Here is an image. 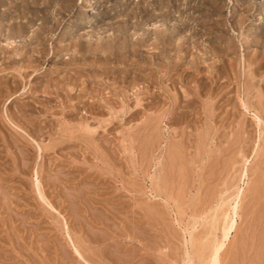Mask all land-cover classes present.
Wrapping results in <instances>:
<instances>
[{"label":"rangeland","instance_id":"374dc122","mask_svg":"<svg viewBox=\"0 0 264 264\" xmlns=\"http://www.w3.org/2000/svg\"><path fill=\"white\" fill-rule=\"evenodd\" d=\"M263 177L264 0H0V264H264Z\"/></svg>","mask_w":264,"mask_h":264},{"label":"bare ground","instance_id":"6f19581e","mask_svg":"<svg viewBox=\"0 0 264 264\" xmlns=\"http://www.w3.org/2000/svg\"><path fill=\"white\" fill-rule=\"evenodd\" d=\"M201 3L200 2H198V3H196L195 4V6H193V8L194 9H196V10H199V9H201V5H200ZM160 7H161V4H160ZM165 7H167V6H165ZM164 7V5H163V8L161 7V9H162V13H160L159 14V16H161L162 17V21L164 22V23H168V21H169V19H171L172 18V15H171V13H170V11H169V8H168V10H167V8H165ZM184 13V12H183ZM156 17H157V14L155 15ZM186 16H188V15H186ZM246 19V18H245ZM180 22H179V25H177L178 27L177 28H179V30H182L183 28H190L191 26H192V23H195V25H193L192 27L194 28V29H196L197 27L199 28V27H204V25H202V22L200 21L199 22V20L197 19V18H191V16H188V17H185V16H182V18H181V20H179ZM143 23V22H142ZM205 24V26H206V23H204ZM212 27V29L213 28H215V26H211ZM170 28V27H169ZM205 28V27H204ZM215 30H216V28H215ZM21 31V30H20ZM159 32V31H158ZM20 33V32H19ZM159 35V37L157 38L158 40H157V42H154L152 45H153V49L156 51L153 55H154V58H155V60H156V63L157 64H159L160 66L161 65H168V63L170 62V61H167V60H169V58L171 57V54H170V52H171V50H172V48H173V45H174V41L172 40V30H169L168 29V27H163V29L160 31V33H158ZM146 36H149V35H146ZM40 36H35V38L39 41V43H43V40L41 41V39L42 38H39ZM146 39V38H145ZM146 41V40H145ZM185 41H183L179 46H181L182 48L184 47V43ZM185 54H187V53H185ZM123 60V59H122ZM177 63V62H176ZM163 67V66H162ZM170 67V66H169ZM167 69V68H166ZM170 71V70H169ZM208 105V104H207ZM212 108V107H211ZM207 112V111H206ZM212 116V115H211ZM207 122V121H206ZM212 126V125H211ZM239 137V136H238ZM232 138H233V136H232ZM205 143V142H204ZM232 148V147H231ZM181 150V149H180ZM175 156V155H174ZM173 164V163H172ZM171 165V164H170ZM259 167V166H258ZM163 177V176H162ZM264 178V177H263ZM260 179V178H259ZM260 181V180H259ZM164 182V181H163ZM258 184V183H257ZM259 184H260V182H259ZM262 185V184H261ZM257 186L258 185H256V189H257ZM261 188V187H260ZM255 190V189H254ZM257 190H259L260 191V189H259V187H258V189ZM256 191V190H255ZM259 191H257V192H259ZM264 191V190H263ZM263 191H261V192H263ZM261 192H259L258 193V195L259 194H261ZM256 193V192H255ZM264 193V192H263ZM264 195V194H263ZM256 196V195H255ZM261 196H262V194H261ZM257 197V196H256ZM261 198V197H260ZM260 198H259V200H260ZM258 200V199H257ZM260 204V203H259ZM245 205V204H244ZM247 208V207H246ZM264 208V207H263ZM262 209V208H261ZM259 210V209H258ZM264 211V210H263ZM252 215V214H251ZM233 224V223H232ZM232 224H231V226H232ZM264 225V224H263ZM224 238V237H223ZM222 241V240H221ZM85 246V245H84ZM111 247V246H110ZM233 247V246H232ZM77 249H78V247H77ZM77 249H76V251H77ZM119 249V248H118ZM79 250V249H78ZM87 250V249H86ZM117 250V249H116ZM83 252H85L84 250H82ZM119 251V250H118ZM260 251V250H259ZM78 252V251H77ZM79 253L81 254V251H79ZM94 253V252H93ZM3 254V253H2ZM118 254H119V252H118ZM84 255H85V253H84ZM88 256V255H87ZM228 256V255H227ZM113 257V256H112ZM116 260V259H115Z\"/></svg>","mask_w":264,"mask_h":264}]
</instances>
